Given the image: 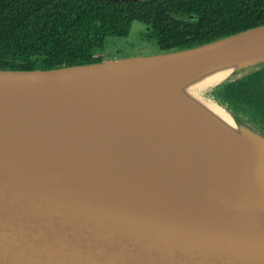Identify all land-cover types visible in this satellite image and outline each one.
Listing matches in <instances>:
<instances>
[{
  "label": "water",
  "instance_id": "1",
  "mask_svg": "<svg viewBox=\"0 0 264 264\" xmlns=\"http://www.w3.org/2000/svg\"><path fill=\"white\" fill-rule=\"evenodd\" d=\"M262 43L264 25L146 57L0 70V264H264V157L256 150L249 155L214 128L213 141L185 148L187 131L208 134L162 96L153 101L164 116L151 119L165 127L150 129L151 139L167 144L165 128L180 138L165 144L160 160L131 155L129 139L112 161L94 159L85 147L87 136L100 143L96 124L123 132L118 116L138 109L143 73L203 62L211 66L194 97L264 148V136L202 95L264 63V51L247 59ZM179 85L170 83L175 91Z\"/></svg>",
  "mask_w": 264,
  "mask_h": 264
},
{
  "label": "trees",
  "instance_id": "2",
  "mask_svg": "<svg viewBox=\"0 0 264 264\" xmlns=\"http://www.w3.org/2000/svg\"><path fill=\"white\" fill-rule=\"evenodd\" d=\"M135 23L156 54L181 51L264 25V0H0V70L103 62L107 40L127 38ZM202 95L264 136V63Z\"/></svg>",
  "mask_w": 264,
  "mask_h": 264
},
{
  "label": "bare ground",
  "instance_id": "3",
  "mask_svg": "<svg viewBox=\"0 0 264 264\" xmlns=\"http://www.w3.org/2000/svg\"><path fill=\"white\" fill-rule=\"evenodd\" d=\"M264 51V43L257 46L255 50H252L250 56L247 59H253L258 54ZM245 59V60H247ZM239 64V63H238ZM237 64V65H238ZM210 63L198 62L195 64H187L176 67H169L160 69L157 71H148L143 73L145 82H143L139 88L138 100L136 101L135 106H138L136 110H125L124 114L118 116V122L122 124L121 134L116 132L107 131L101 125H95V135L96 138H100L99 142L97 139L93 140L87 136L85 141V147L91 148L89 153L92 154V157L103 158V160H114L117 156L124 154V149H121L120 141L122 139H129L125 143V146L130 142H134L136 149H131L127 151L136 156V152H141L139 155L140 161L152 162L155 160H160V158L165 154L166 150L169 147H172L169 142L180 138L177 134L173 133L169 128H165V131H168L167 134V144L163 143L161 136H155V139H151L150 129H153L155 125L158 127V130H163L165 126H160L156 122H152L151 118L156 119L158 116H164L155 109L160 108V104H155L153 100L158 101V97L162 96L165 98L164 103L168 104L174 109H179L180 112L190 116H193L201 119H193V121L201 126L208 134L207 137L199 139L198 135L200 131H187L183 137L185 143V148L192 146L196 148V145L200 142H211L214 140V135L212 129L214 128L217 132V136L229 137L230 140L234 143L235 146H242L248 149V154L250 151L256 150L257 153L264 157V148L258 143L253 141L247 134L242 133L233 123L232 120L224 114L219 109L212 107H207L203 102L197 100L194 96L198 90L199 83L197 78L210 67ZM231 67L233 70L236 68V65ZM225 71V70H223ZM225 72L218 73L214 79H219L224 75ZM210 79V78H209ZM208 79V80H209ZM208 80H204L207 82ZM180 84L176 91L170 87V83ZM202 83V82H201ZM136 83H133L135 85ZM126 100H123V103ZM145 101H148V109L145 107ZM152 109V110H151ZM146 111V113H145ZM114 117V114H113ZM148 117L149 123H145V126H140L139 120L141 118ZM185 130L187 127L185 126ZM154 131V130H153ZM145 132V133H144ZM107 142V147L104 144ZM102 144V145H101ZM167 146H166V145ZM120 145V146H118ZM223 148V147H221ZM93 149V150H92ZM209 151L213 154L215 150ZM94 155L96 157H94ZM165 157V156H164ZM163 158V157H162ZM169 161L173 160V155H170L167 158ZM185 161V160H184ZM188 163V161H185Z\"/></svg>",
  "mask_w": 264,
  "mask_h": 264
},
{
  "label": "rangeland",
  "instance_id": "4",
  "mask_svg": "<svg viewBox=\"0 0 264 264\" xmlns=\"http://www.w3.org/2000/svg\"><path fill=\"white\" fill-rule=\"evenodd\" d=\"M145 33V27L135 23L127 38L108 39L106 50L103 53L105 61L155 55L157 53L155 45L147 44L145 39H143L145 38Z\"/></svg>",
  "mask_w": 264,
  "mask_h": 264
}]
</instances>
